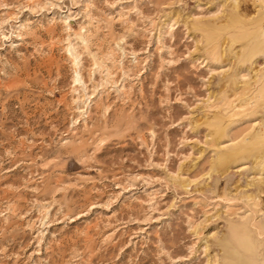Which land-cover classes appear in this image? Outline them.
<instances>
[{
  "label": "rangeland",
  "instance_id": "374dc122",
  "mask_svg": "<svg viewBox=\"0 0 264 264\" xmlns=\"http://www.w3.org/2000/svg\"><path fill=\"white\" fill-rule=\"evenodd\" d=\"M0 264H264V0H0Z\"/></svg>",
  "mask_w": 264,
  "mask_h": 264
}]
</instances>
